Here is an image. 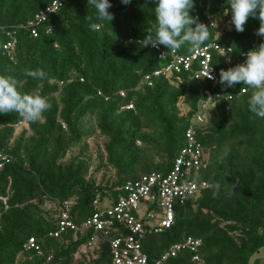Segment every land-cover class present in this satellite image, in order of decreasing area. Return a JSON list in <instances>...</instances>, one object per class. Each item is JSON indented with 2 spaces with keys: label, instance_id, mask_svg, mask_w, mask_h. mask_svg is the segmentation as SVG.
Masks as SVG:
<instances>
[{
  "label": "trees",
  "instance_id": "obj_1",
  "mask_svg": "<svg viewBox=\"0 0 264 264\" xmlns=\"http://www.w3.org/2000/svg\"><path fill=\"white\" fill-rule=\"evenodd\" d=\"M52 1L0 0V75L19 80L21 93L39 91L51 104L37 122L21 128L15 125L23 121L18 113L0 114V151L11 157L0 172V264H43L50 254L57 264H112L109 244L98 239L89 246L88 231L50 234L61 211L68 206L80 225L96 198L116 200L129 181L167 172L191 126L208 156L199 177L211 186L176 204L174 224L149 233L145 252L154 263L168 246L192 235L202 239L206 264H264V118L249 110L253 89L197 77L198 61L190 70L156 75L171 51L161 58L155 47L140 44L155 23L154 0H110L114 19L95 31L90 25L98 23L97 13L87 0H66L37 26L38 36L21 26ZM226 7V0H195L191 11L210 27L205 44L233 49L232 63L212 52L218 75L264 42L256 35L257 18L249 17L237 32ZM9 41L13 46L6 49ZM189 48L177 52L190 54ZM28 70H43L45 77L33 79ZM213 93L220 97L203 109L202 100ZM200 114L204 122H198ZM94 136L93 172L88 144ZM32 236L40 251L25 248ZM164 264L195 262L185 250Z\"/></svg>",
  "mask_w": 264,
  "mask_h": 264
},
{
  "label": "built area",
  "instance_id": "obj_2",
  "mask_svg": "<svg viewBox=\"0 0 264 264\" xmlns=\"http://www.w3.org/2000/svg\"><path fill=\"white\" fill-rule=\"evenodd\" d=\"M65 1L53 0L28 24L21 26L31 27L32 34L38 36L37 26L47 22L50 15L64 6ZM195 17L199 19L197 13ZM46 31L50 32L51 28L48 27ZM11 46H13V42L9 41L4 47L7 49ZM155 49L159 51V57L168 52L161 46ZM213 51L227 56L228 63L233 62L232 47L217 41H210L203 45L201 50L190 54L170 52V62L163 69L156 70L154 73L159 75L190 70L194 61H198L199 67L196 76L217 83L219 75L211 63ZM246 54L247 52L242 54L241 63L245 62ZM167 55L168 53L164 57ZM209 72L214 78L207 77ZM148 78L149 76H147ZM245 91V88L241 90V92ZM121 95L124 96L125 92L122 91ZM219 97V93L208 95L202 100L203 109H208L210 103ZM125 107L132 108L133 105L129 104ZM197 118L198 122L205 121L202 114ZM25 124L26 121H21L15 125L17 128H21ZM10 159L9 153L0 151V172ZM207 160L205 148L198 139L195 128L191 126L185 133L183 147L167 172L155 171L145 174L135 181H129L124 185L123 193L116 200L101 201L100 198H96L93 212L80 225L72 218L69 207L66 206L59 215L57 229L50 234L58 237L70 230L88 231L90 233L89 246L94 245L98 239L109 244L112 264H164L169 258L177 256L185 250L192 254V261L195 264H206L200 254L202 239L192 235L168 246L154 263L150 261L143 246L144 239L149 233H160L174 224L176 204L195 200L211 186L209 182L199 177ZM25 248L40 251L38 239L30 237ZM43 264L57 263L53 261V256L50 254Z\"/></svg>",
  "mask_w": 264,
  "mask_h": 264
},
{
  "label": "clouds",
  "instance_id": "obj_3",
  "mask_svg": "<svg viewBox=\"0 0 264 264\" xmlns=\"http://www.w3.org/2000/svg\"><path fill=\"white\" fill-rule=\"evenodd\" d=\"M87 3L89 8H95L97 13L98 23L90 25L93 31L98 30L104 21L114 19V15L109 12L112 7L110 0H87ZM122 3L128 5L131 0H122ZM154 3L155 23L147 29L148 34L140 44L143 47L151 45L155 48L163 45L172 53L184 45H189L192 52L201 50L209 39L210 27L191 15L195 0H154ZM226 3L228 7L225 9V15L231 13L230 23L237 32H243L249 17H253L259 20L256 35L264 37V0H226ZM86 19L91 17L88 15ZM214 24L215 22L212 26ZM166 54H162V57ZM25 75L33 79L45 77L43 70H28ZM219 75V83L226 87L243 84L252 88L249 110L264 118V42L247 52L244 63L227 70L221 69ZM207 77L214 78L210 72ZM20 87L21 82L16 78L0 75V114L16 112L23 121L37 122L43 113L50 109L49 98L41 95L39 91L21 93Z\"/></svg>",
  "mask_w": 264,
  "mask_h": 264
},
{
  "label": "rangeland",
  "instance_id": "obj_4",
  "mask_svg": "<svg viewBox=\"0 0 264 264\" xmlns=\"http://www.w3.org/2000/svg\"><path fill=\"white\" fill-rule=\"evenodd\" d=\"M88 148H89V154H91L93 156L91 170L94 172L96 170V166L98 163V159H97V155H96L98 143H97L95 136L89 140ZM78 150H79V147H77L75 150H73V152H78ZM111 175H112V172L108 171L106 179L110 178ZM103 177H104L103 171L96 172V178L99 182L102 181Z\"/></svg>",
  "mask_w": 264,
  "mask_h": 264
}]
</instances>
